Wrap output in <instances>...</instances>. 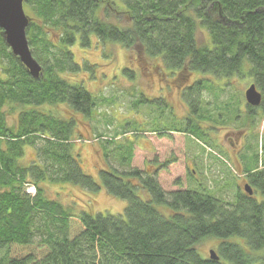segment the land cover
I'll return each mask as SVG.
<instances>
[{"label": "trees", "instance_id": "trees-1", "mask_svg": "<svg viewBox=\"0 0 264 264\" xmlns=\"http://www.w3.org/2000/svg\"><path fill=\"white\" fill-rule=\"evenodd\" d=\"M25 5L32 13L26 10L29 47L42 75H30L0 28V264H264V151L261 157L253 153L254 165L246 163L245 185L253 193L240 186L232 198L200 184L182 187L181 180L180 188L165 190L158 172L132 166L130 141L112 149L114 141L104 145L107 167L95 178L84 170L75 146L81 139L78 116L90 120L98 112L96 95L78 77L93 76L96 64L78 61L73 50L78 43L89 50L98 43L122 45L138 63L121 69L119 75L129 80L145 59L152 61L143 62L149 73L164 79L196 76L180 92L190 129L179 131L202 138L206 128L197 120L220 119L205 114L203 91L246 71L263 95L260 106L248 105L249 116L264 120V0H25ZM201 28L209 36L204 45L197 39ZM214 78L220 84L209 85ZM139 95L135 107L154 103L144 92ZM158 125H151L154 131ZM28 148L34 149L31 159ZM69 184L90 192L104 188L126 201L124 212L78 210L48 194L50 185ZM206 239L214 240L209 249L218 259L210 251L204 255Z\"/></svg>", "mask_w": 264, "mask_h": 264}, {"label": "rangeland", "instance_id": "rangeland-1", "mask_svg": "<svg viewBox=\"0 0 264 264\" xmlns=\"http://www.w3.org/2000/svg\"><path fill=\"white\" fill-rule=\"evenodd\" d=\"M25 10L29 15L32 14L29 6L25 5ZM112 21L116 22L115 19ZM208 37L205 29H198L197 39L201 45L206 44ZM76 45L73 50L78 61L82 62L85 58L96 64L93 76L81 73L78 77L79 80L83 77L86 87L96 95L98 103V112L92 119L78 116L80 126L77 134L81 139L76 142L75 150L81 153V161L87 173L99 179L98 169L107 167L103 160L104 145L107 142H115L110 145L112 149L117 144L130 141L133 142L132 166L158 172L159 182L167 191L180 188L176 183L181 180L182 187L200 184L210 190L215 189L217 196L232 198L237 188L245 186L246 163L254 165L253 153L258 152L261 157L260 151H264V120L255 115L252 121L249 104L245 100V92L252 83V79L246 76L248 71L245 76L228 78V84L215 87L217 89L203 91L202 102L207 108L205 114L220 119L218 123L198 119L207 132L206 136L198 138L192 132L179 131L190 129V110L182 101L183 94L180 92L184 85L193 83L196 76L188 77L184 73L173 78L166 76L164 79L161 74L149 73L145 62L152 61L145 59V62H139L141 65L138 66L136 78L129 80L125 74L119 75L121 69L127 65L137 67L138 63L135 55L122 45L108 42L104 48L98 43L96 48L90 50L79 43ZM217 84H220L217 78L209 82L211 86ZM141 92L154 103L147 102L135 107V100L139 99ZM223 119L230 121L224 122ZM155 122L159 123L158 131H154L151 126ZM170 128L178 131L169 134ZM33 151V148H28L27 159L34 157ZM262 163L260 160L258 165L262 166ZM118 168H121L119 164ZM69 185L62 188L50 185L48 194L59 196L66 204L74 205L78 210L91 209L94 213L111 214L124 212L126 201L109 194L104 188L90 192ZM213 242L212 239H206L203 243L204 255L209 256Z\"/></svg>", "mask_w": 264, "mask_h": 264}, {"label": "water", "instance_id": "water-1", "mask_svg": "<svg viewBox=\"0 0 264 264\" xmlns=\"http://www.w3.org/2000/svg\"><path fill=\"white\" fill-rule=\"evenodd\" d=\"M31 22L25 10V0H0V28L3 31L4 39L11 48L15 56L26 67L30 75L34 78H40L42 75V66L34 58L27 36V28ZM247 103L253 106H260L263 95L257 89L255 84H251L245 92ZM246 191L253 193L249 184L245 185ZM213 259H218L214 250L210 251Z\"/></svg>", "mask_w": 264, "mask_h": 264}, {"label": "bare ground", "instance_id": "bare-ground-1", "mask_svg": "<svg viewBox=\"0 0 264 264\" xmlns=\"http://www.w3.org/2000/svg\"><path fill=\"white\" fill-rule=\"evenodd\" d=\"M31 189L33 190L31 192L29 191V193L34 194L35 188H31Z\"/></svg>", "mask_w": 264, "mask_h": 264}, {"label": "built area", "instance_id": "built-area-1", "mask_svg": "<svg viewBox=\"0 0 264 264\" xmlns=\"http://www.w3.org/2000/svg\"><path fill=\"white\" fill-rule=\"evenodd\" d=\"M31 188H34V187H32V186H31V187H29L28 191H30V192H31V191L33 190V189H31ZM34 192H35V191H34Z\"/></svg>", "mask_w": 264, "mask_h": 264}, {"label": "flooded vegetation", "instance_id": "flooded-vegetation-1", "mask_svg": "<svg viewBox=\"0 0 264 264\" xmlns=\"http://www.w3.org/2000/svg\"><path fill=\"white\" fill-rule=\"evenodd\" d=\"M172 131H174V130H171V131H169V134H170V132H172ZM188 133V132H187ZM226 135H228V134H226ZM226 135H225V137H226ZM230 139L232 140V138L230 137Z\"/></svg>", "mask_w": 264, "mask_h": 264}]
</instances>
